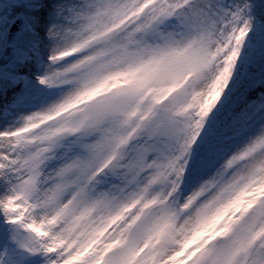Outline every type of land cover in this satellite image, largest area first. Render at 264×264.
<instances>
[{
  "label": "snow or ice",
  "instance_id": "1",
  "mask_svg": "<svg viewBox=\"0 0 264 264\" xmlns=\"http://www.w3.org/2000/svg\"><path fill=\"white\" fill-rule=\"evenodd\" d=\"M0 264H264V0H0Z\"/></svg>",
  "mask_w": 264,
  "mask_h": 264
}]
</instances>
